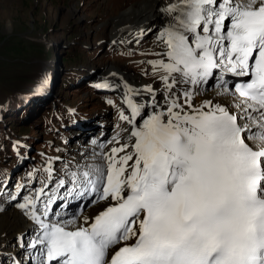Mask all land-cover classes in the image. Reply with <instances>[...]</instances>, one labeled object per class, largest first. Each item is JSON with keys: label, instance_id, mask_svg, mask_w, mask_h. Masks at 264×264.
<instances>
[{"label": "snow or ice", "instance_id": "obj_1", "mask_svg": "<svg viewBox=\"0 0 264 264\" xmlns=\"http://www.w3.org/2000/svg\"><path fill=\"white\" fill-rule=\"evenodd\" d=\"M164 11L163 110L19 204L39 226V264H264V0H170ZM216 69L249 77L233 85L239 117L193 104ZM68 197L98 206L91 223L46 222Z\"/></svg>", "mask_w": 264, "mask_h": 264}, {"label": "rangeland", "instance_id": "obj_2", "mask_svg": "<svg viewBox=\"0 0 264 264\" xmlns=\"http://www.w3.org/2000/svg\"><path fill=\"white\" fill-rule=\"evenodd\" d=\"M135 1L141 0H0V103L6 105L7 109V116L0 124V139L1 136L4 138V135L8 138L11 136L15 140L30 142L35 144L36 148L44 149L50 139L48 128L43 126L41 120L49 108H57L54 105L57 99L71 106H79V111L88 113L91 118L90 126H93L97 118L104 113L102 111L97 115L105 108L100 97V94L105 95V92L93 89L87 83L92 84L96 75H101L102 79L108 76L100 73L101 68L116 65L127 70L133 77L141 78L138 70L132 66L133 63L119 57V42L122 41L110 40L112 20ZM154 28L156 30L150 34V30L144 34L145 39L141 38L143 41L137 40L140 34H137L136 38L133 37L134 40H125L128 42L124 45L131 54L136 55L138 51H156L163 55L165 45L155 36L157 28ZM29 45L36 46L38 50L35 53L28 52L27 49L31 48ZM112 48L117 53L112 52ZM74 56L76 61L70 64L69 60ZM148 60L150 59L137 57L135 62L147 65ZM46 71L52 78H56L46 102L35 100L36 98L24 101L17 96L29 87V72L42 76ZM90 72L96 74L90 76ZM83 77H88V81L81 82ZM43 83L47 85L44 79L40 84ZM40 84L35 90H39ZM212 85L213 82L207 86ZM214 91L216 90L204 95H212ZM123 111L125 112L124 109ZM110 113L104 117H114L112 112ZM119 113L123 114L122 109ZM93 130H96L95 126ZM109 131L110 127L107 126V133ZM30 143L29 146L34 150H31L26 164L36 159L33 155L35 148ZM5 149L8 151L7 147ZM84 149V146L79 147L76 158L83 155ZM78 160L75 159L74 162H79ZM17 215L20 214L9 210L0 214V222ZM14 222L12 220L1 227L0 241L17 239L12 230Z\"/></svg>", "mask_w": 264, "mask_h": 264}, {"label": "bare ground", "instance_id": "obj_3", "mask_svg": "<svg viewBox=\"0 0 264 264\" xmlns=\"http://www.w3.org/2000/svg\"><path fill=\"white\" fill-rule=\"evenodd\" d=\"M169 2L170 0H141V1L132 2L131 4L127 5L126 8L122 12H120L117 16H115L114 19L112 20L113 30L110 35V40L113 41L119 40L122 42H128L129 40H134L133 37H135L137 34L141 35L137 37V39H140L143 38V33L145 31L156 30L154 27L157 28V32L155 36L160 37V34L164 31L165 28L169 26L170 23V17L164 11L165 7ZM141 29L144 30L141 31ZM166 50L167 49H165L164 51L166 52ZM100 73L108 74V76L106 78H103V80L113 82L114 84L118 85L120 89H123L126 86L135 87L138 81L140 80L139 78L133 77L124 68L118 67L116 65H109L106 67H102ZM48 77L52 79V76L50 74L48 75ZM212 80L214 81V77L213 79H211V81ZM211 81L207 85H210ZM206 89L207 88L205 87L204 90L206 91ZM40 90L42 91V88H40ZM177 91L181 96L180 102H183V87H180L179 89H177ZM165 92L167 93V99H170L168 96V92L167 91ZM156 93L158 95L160 94V92H155V94ZM212 93H213L212 95H200L199 93L194 95L193 104L195 106H199L203 104L205 101L210 100L212 101L213 105L219 104L220 106L229 109L230 112L241 111L242 107H244V106L238 107V105L236 104L235 107L232 108V104L236 102L233 100V97L228 92H220L219 90H216ZM151 100L156 102H161L162 107L165 106V103H162L164 101V98L162 97L158 98L157 101V97L153 96ZM185 108L187 110V106H185ZM122 112L124 113L123 109ZM155 112H159L158 108L155 109ZM240 115H242V113ZM242 122L246 123L245 120H243ZM80 138H82V136ZM82 145L83 144H80L79 147ZM90 216H93V213ZM12 220L15 221L14 225L12 226V230H14L13 235H16L17 239L25 237V239L29 241L34 232L32 227V220L25 222L21 217V215H17L12 217V219L10 220H4L2 221V223L0 222L1 223L0 229L2 226H6L7 222H10ZM9 240L10 239L1 240V242H5ZM24 248L26 249V247Z\"/></svg>", "mask_w": 264, "mask_h": 264}, {"label": "trees", "instance_id": "obj_4", "mask_svg": "<svg viewBox=\"0 0 264 264\" xmlns=\"http://www.w3.org/2000/svg\"><path fill=\"white\" fill-rule=\"evenodd\" d=\"M29 47L31 48H28V52H32V53H35L38 49L36 48V46L34 45H29ZM69 62L70 64L71 63H75L76 59H75V56L73 57V59H70ZM43 79V76H41L40 74L35 76L32 72H29L28 73V83H29V87L26 88V90L22 93H19L17 95H20V94H23V93H27L29 92L30 88H32L36 83L39 82V80ZM56 79V78H55ZM29 89V90H28ZM46 102V101H45ZM37 120H38V115H37Z\"/></svg>", "mask_w": 264, "mask_h": 264}]
</instances>
